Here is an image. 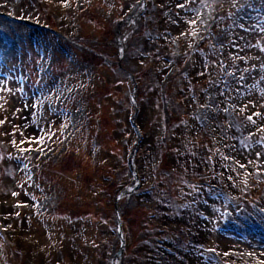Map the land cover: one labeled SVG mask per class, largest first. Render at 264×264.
<instances>
[{"label": "rangeland", "instance_id": "374dc122", "mask_svg": "<svg viewBox=\"0 0 264 264\" xmlns=\"http://www.w3.org/2000/svg\"><path fill=\"white\" fill-rule=\"evenodd\" d=\"M0 122V264H264V0H0Z\"/></svg>", "mask_w": 264, "mask_h": 264}, {"label": "snow or ice", "instance_id": "6c2138e0", "mask_svg": "<svg viewBox=\"0 0 264 264\" xmlns=\"http://www.w3.org/2000/svg\"><path fill=\"white\" fill-rule=\"evenodd\" d=\"M0 123H2V122H0Z\"/></svg>", "mask_w": 264, "mask_h": 264}]
</instances>
